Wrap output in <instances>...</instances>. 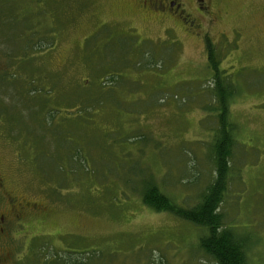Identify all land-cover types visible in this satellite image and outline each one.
Here are the masks:
<instances>
[{"label": "rangeland", "instance_id": "1", "mask_svg": "<svg viewBox=\"0 0 264 264\" xmlns=\"http://www.w3.org/2000/svg\"><path fill=\"white\" fill-rule=\"evenodd\" d=\"M2 1L19 29L31 23L26 34L59 28L49 50L16 43V72L0 46V75L9 74L0 82V209L42 208L36 222L3 236L13 248L0 239V252L13 249V264H216L199 244L206 230L141 198L152 181L191 208L214 181L209 40L234 90L221 213L226 227L250 235L248 264H264V0H177L184 21L141 0ZM50 107L63 135L42 131Z\"/></svg>", "mask_w": 264, "mask_h": 264}, {"label": "trees", "instance_id": "2", "mask_svg": "<svg viewBox=\"0 0 264 264\" xmlns=\"http://www.w3.org/2000/svg\"><path fill=\"white\" fill-rule=\"evenodd\" d=\"M3 1L0 0V31H3L4 28H7L8 33H12V37L9 38L8 35H2L0 37V46L1 53L7 60L10 61L11 66H16L17 68H12L13 71H17L19 68V63L11 62V57H15V53L20 49H15L16 43H22L21 50H25L30 52L39 51L37 49H42V51H46L48 45H52V39L58 33V26L51 25V30L46 32L45 34H49L50 37L39 36L38 33L29 31L30 34H26V31L31 28V23L29 22L25 28L26 30L19 29V24L16 22V18L12 16L13 5L12 8L8 7L7 10H3ZM44 9L43 11H45ZM47 11V10H46ZM50 13V12H49ZM38 15H41L39 12ZM52 15V12L50 13ZM29 18V17H28ZM54 22H56V16H53ZM21 30V31H20ZM22 32V33H21ZM48 38H52L51 41L48 42ZM36 44V45H35ZM7 45V48H6ZM25 46V49H24ZM49 47V46H48ZM52 47H49L51 49ZM207 48V56L209 65L212 66L213 69V78H212V87L214 95L216 96V101L218 102V124L219 128L216 132L214 142L212 143L211 148V159L214 160L215 166V177L214 181L210 184L207 190L202 195L199 202L191 208L182 207L173 202L170 198L164 195L159 188L156 186L154 182L144 180L142 182V191L141 198L145 205L151 207L153 210L157 212H167L170 213L181 220L190 222L200 229L206 230V233L203 234L199 239V244L201 249L211 257L216 264H248V251L250 245V235L245 233H238L234 228L226 227L224 224L223 216L221 213V207L224 203V197L227 190L228 185V176L231 166V158L232 151L235 147V141L233 139L234 126L229 120V109H230V98L234 94L233 86L228 83V80L225 76H222L219 71V60L214 51L213 44L207 40L206 41ZM31 49V51H29ZM47 49V50H49ZM146 58H150V53H144ZM217 57V58H216ZM17 58V57H15ZM153 58V55H152ZM27 59L28 55H27ZM149 65L152 61H148ZM138 64V63H136ZM148 65V64H146ZM0 75V82L2 84V78L8 76ZM14 77L15 74H10ZM108 75L109 80H115L116 74L113 72L106 73ZM15 78V77H14ZM32 80V79H31ZM111 81V80H110ZM112 84L114 81H111ZM36 81L34 79L31 81V85H34V89H37L38 86L35 85ZM99 90V89H98ZM35 95L37 92L31 90ZM102 90L97 91L96 93L99 95ZM112 93L110 89L106 93H101L99 97L104 94ZM22 95V94H21ZM89 103L86 101L81 102V105ZM38 104V108L35 113H39L38 109L41 112L45 111V106ZM85 108V107H84ZM86 109V108H85ZM33 110V109H32ZM4 111V110H3ZM86 111V110H85ZM47 116L44 119L45 125H41L42 131L45 132L49 126H57L56 130L61 131V135L64 134V130L60 128L62 122L53 123L56 118V115L59 114V111L55 108L47 109ZM81 114V113H80ZM82 116V115H81ZM64 119V118H63ZM63 121V120H62ZM83 124L81 125L83 127ZM80 129V128H79ZM78 129V130H79ZM33 133L36 130H32ZM75 131H72V135ZM75 159L81 160L78 154L75 155ZM62 170V166H59V171ZM82 263H72V260L68 258L63 261V263H56L54 261L49 264H83Z\"/></svg>", "mask_w": 264, "mask_h": 264}, {"label": "flooded vegetation", "instance_id": "3", "mask_svg": "<svg viewBox=\"0 0 264 264\" xmlns=\"http://www.w3.org/2000/svg\"><path fill=\"white\" fill-rule=\"evenodd\" d=\"M143 6H149L154 11L158 12L159 14L164 15H174L179 16L183 21V13L181 12V5L178 4L177 0H141ZM13 198H11L12 200ZM10 200V201H11ZM42 208H36L34 205L31 206L27 203L25 204H18V209L15 210L13 205H10V209H0V239L6 238L10 242V246L13 248V244H15L10 237H3V236H10L12 231L18 226H26L29 224H33L40 219L42 214H40ZM32 219V220H31ZM28 222V223H27ZM18 245L15 249H18ZM8 249H4L0 252V264H13L14 259L16 258V254L13 249H9L12 251H7ZM19 253V252H18ZM3 256L6 261L2 259Z\"/></svg>", "mask_w": 264, "mask_h": 264}]
</instances>
